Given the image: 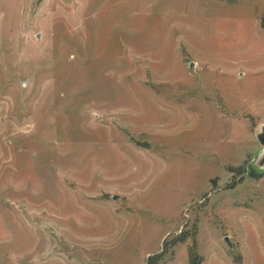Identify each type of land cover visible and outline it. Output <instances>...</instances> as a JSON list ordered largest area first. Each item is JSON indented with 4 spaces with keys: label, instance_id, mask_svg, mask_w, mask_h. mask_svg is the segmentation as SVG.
<instances>
[{
    "label": "rangeland",
    "instance_id": "obj_1",
    "mask_svg": "<svg viewBox=\"0 0 264 264\" xmlns=\"http://www.w3.org/2000/svg\"><path fill=\"white\" fill-rule=\"evenodd\" d=\"M262 124L264 0H0V264H264Z\"/></svg>",
    "mask_w": 264,
    "mask_h": 264
},
{
    "label": "water",
    "instance_id": "obj_2",
    "mask_svg": "<svg viewBox=\"0 0 264 264\" xmlns=\"http://www.w3.org/2000/svg\"><path fill=\"white\" fill-rule=\"evenodd\" d=\"M256 136L263 148L262 156L259 158V160L256 162V165L258 168L262 169L264 171V124L261 125V128L256 132ZM226 240L229 241L228 237H226Z\"/></svg>",
    "mask_w": 264,
    "mask_h": 264
},
{
    "label": "trees",
    "instance_id": "obj_3",
    "mask_svg": "<svg viewBox=\"0 0 264 264\" xmlns=\"http://www.w3.org/2000/svg\"><path fill=\"white\" fill-rule=\"evenodd\" d=\"M148 264H152V259H149V262H148Z\"/></svg>",
    "mask_w": 264,
    "mask_h": 264
}]
</instances>
